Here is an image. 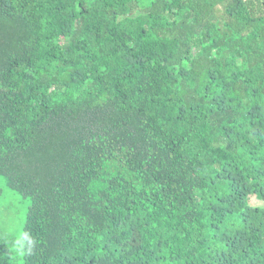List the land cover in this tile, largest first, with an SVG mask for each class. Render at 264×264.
Instances as JSON below:
<instances>
[{
  "label": "trees",
  "instance_id": "obj_1",
  "mask_svg": "<svg viewBox=\"0 0 264 264\" xmlns=\"http://www.w3.org/2000/svg\"><path fill=\"white\" fill-rule=\"evenodd\" d=\"M0 176V264H264V0H0Z\"/></svg>",
  "mask_w": 264,
  "mask_h": 264
},
{
  "label": "rangeland",
  "instance_id": "obj_2",
  "mask_svg": "<svg viewBox=\"0 0 264 264\" xmlns=\"http://www.w3.org/2000/svg\"><path fill=\"white\" fill-rule=\"evenodd\" d=\"M249 202L251 206H264V203L255 196H251ZM29 206V198L8 188L6 180L0 176V230L11 234L14 242L18 244L22 243ZM15 255L19 256L20 250H17Z\"/></svg>",
  "mask_w": 264,
  "mask_h": 264
}]
</instances>
